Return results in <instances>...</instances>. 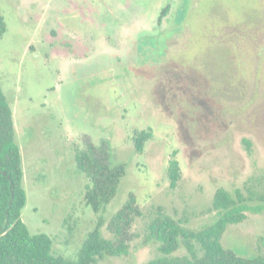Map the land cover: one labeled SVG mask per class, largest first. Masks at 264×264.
Returning <instances> with one entry per match:
<instances>
[{
  "label": "rangeland",
  "instance_id": "1",
  "mask_svg": "<svg viewBox=\"0 0 264 264\" xmlns=\"http://www.w3.org/2000/svg\"><path fill=\"white\" fill-rule=\"evenodd\" d=\"M167 14L160 25L162 8ZM0 86L13 111L31 233L74 258L101 216L135 193L142 216L129 251L95 264L158 256L147 224L161 206L190 229L209 223L218 187L264 191V0H0ZM150 130L143 151L136 130ZM81 133L107 140L126 172L94 212L76 167ZM247 141V142H246ZM179 162L171 186L168 166ZM221 243L264 256V210L230 224ZM181 247L175 254H185Z\"/></svg>",
  "mask_w": 264,
  "mask_h": 264
},
{
  "label": "trees",
  "instance_id": "2",
  "mask_svg": "<svg viewBox=\"0 0 264 264\" xmlns=\"http://www.w3.org/2000/svg\"><path fill=\"white\" fill-rule=\"evenodd\" d=\"M166 14L167 6L157 18L159 25ZM4 32L0 17V37ZM81 134L83 147L75 151L74 160L78 170L90 180L83 197L94 212H102L117 194L126 164L113 163L107 140L95 143L91 135ZM150 137V130H136L132 137L135 150L142 152ZM168 174L171 186H175L180 177L178 160H170ZM137 201L135 193L130 191L125 202L111 215L105 226L110 237L104 236L105 222L99 216L74 258L54 253L50 235L31 233L21 218L26 203L22 155L15 140L13 112L0 86V264H95L107 256L125 255L137 236L132 225L142 216ZM208 210L214 213L212 220L198 229H190L158 206L147 224L146 241H155L160 254L146 264H264L262 255L244 257L221 243L230 224L243 221L248 212L264 210V191L218 187ZM181 247L186 253L176 255Z\"/></svg>",
  "mask_w": 264,
  "mask_h": 264
},
{
  "label": "crops",
  "instance_id": "3",
  "mask_svg": "<svg viewBox=\"0 0 264 264\" xmlns=\"http://www.w3.org/2000/svg\"><path fill=\"white\" fill-rule=\"evenodd\" d=\"M13 112V111H12Z\"/></svg>",
  "mask_w": 264,
  "mask_h": 264
}]
</instances>
